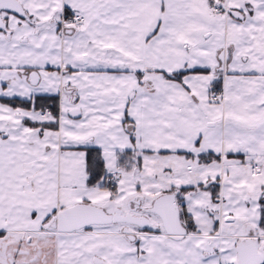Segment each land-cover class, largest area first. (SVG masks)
Returning <instances> with one entry per match:
<instances>
[{
	"label": "snow or ice",
	"instance_id": "snow-or-ice-1",
	"mask_svg": "<svg viewBox=\"0 0 264 264\" xmlns=\"http://www.w3.org/2000/svg\"><path fill=\"white\" fill-rule=\"evenodd\" d=\"M0 264H264V0H0Z\"/></svg>",
	"mask_w": 264,
	"mask_h": 264
}]
</instances>
